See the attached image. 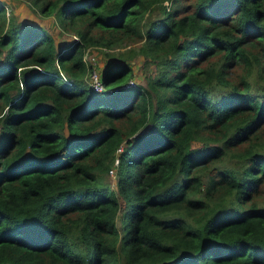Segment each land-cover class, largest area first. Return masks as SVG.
Returning <instances> with one entry per match:
<instances>
[{
    "label": "trees",
    "instance_id": "obj_1",
    "mask_svg": "<svg viewBox=\"0 0 264 264\" xmlns=\"http://www.w3.org/2000/svg\"><path fill=\"white\" fill-rule=\"evenodd\" d=\"M28 2L76 38L0 0V264H264V0Z\"/></svg>",
    "mask_w": 264,
    "mask_h": 264
},
{
    "label": "rangeland",
    "instance_id": "obj_2",
    "mask_svg": "<svg viewBox=\"0 0 264 264\" xmlns=\"http://www.w3.org/2000/svg\"><path fill=\"white\" fill-rule=\"evenodd\" d=\"M5 1L8 6L6 9V15L9 16L13 14L18 20L24 21V22H37L40 25L44 26L49 30V32L55 36L57 41H68L69 39H75L76 36L72 35L71 32H65L61 30V28L54 22L53 17L51 15L43 16L39 15L36 11H38L37 8L32 7L28 0H2ZM159 15V12L157 10H154L153 12L149 13L148 15H145V20L150 19L151 16L157 17ZM130 45L127 44H121L119 46H116L114 49H103L100 50L102 53H95L92 49V52L90 49H86V54L84 55V59L88 62H91L95 67H97V71H101L105 64L107 59L108 62L118 60V52L123 51L127 49ZM107 51L109 53H115L113 55L106 54L104 55V52ZM114 56V57H111ZM120 59V58H119ZM133 70L135 71L134 77H132V81L134 83L142 82L143 85L146 86V75L152 74L155 72L154 66L151 62H145L144 58L142 56H137L134 58L133 62ZM97 71H95L96 76L98 75ZM114 175V173H113ZM110 175V176H113ZM105 181H108L111 185H113V180H111L110 177H104Z\"/></svg>",
    "mask_w": 264,
    "mask_h": 264
},
{
    "label": "built area",
    "instance_id": "obj_3",
    "mask_svg": "<svg viewBox=\"0 0 264 264\" xmlns=\"http://www.w3.org/2000/svg\"><path fill=\"white\" fill-rule=\"evenodd\" d=\"M90 79V85L91 87L95 90V91H102L103 90V86L102 83L99 80V75L96 76L95 71H92L89 75ZM135 83L132 81V79H130L129 81H127L124 84V87H128V86H132ZM115 163H117V159L114 160Z\"/></svg>",
    "mask_w": 264,
    "mask_h": 264
}]
</instances>
